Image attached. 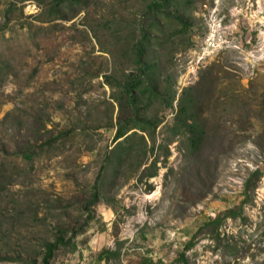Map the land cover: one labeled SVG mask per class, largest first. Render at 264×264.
<instances>
[{
  "label": "rangeland",
  "instance_id": "rangeland-1",
  "mask_svg": "<svg viewBox=\"0 0 264 264\" xmlns=\"http://www.w3.org/2000/svg\"><path fill=\"white\" fill-rule=\"evenodd\" d=\"M53 1L0 0V264H29L59 227L86 230L51 264H175L190 242L188 264H264V0H183L186 27H152L156 81L176 98L140 105L143 117L162 120L155 142L139 133L149 151L124 164L88 213L116 145L117 100L135 67L129 48L152 0H87L60 17ZM191 87L206 129L195 154L188 133H175ZM26 148L37 155L24 158ZM154 161L158 175L140 181ZM233 213L213 238L205 224ZM105 249L119 258L99 260Z\"/></svg>",
  "mask_w": 264,
  "mask_h": 264
},
{
  "label": "trees",
  "instance_id": "trees-1",
  "mask_svg": "<svg viewBox=\"0 0 264 264\" xmlns=\"http://www.w3.org/2000/svg\"><path fill=\"white\" fill-rule=\"evenodd\" d=\"M190 1L191 0H188V2ZM86 2L87 0H55L50 7L52 10L50 13L54 16L60 17L63 9L66 7ZM182 2L183 0H152L147 6L146 16L144 17V20H142L141 27L139 28L140 36L133 49H131V47L129 48V51L134 54V71L128 75L117 100L120 106L121 115L115 135L116 145L109 151L105 158L101 172L97 178L96 184L93 186L92 193L90 194V201L84 209V212L86 213L91 212V208L101 201V192L105 189L104 186L111 183L112 180L116 181L119 179L124 164L131 161L134 154L145 156L149 151L146 135H141L139 133L148 134L155 142V131L161 124L162 120L158 116L153 118L143 117L140 105L144 104V109H149L153 103L159 102L168 107L170 104L169 102L174 101L176 98V93L174 91L172 95H168L167 98H165L164 95H161L160 87L156 81L157 73L159 68H161V65L159 66L157 61L151 60L150 58V54H152V49L154 48V46L152 47L153 42L151 37L153 35L150 32L152 27H160L158 30L163 29L164 26L161 27V24L164 20L166 22H171V27L174 26V24H172L174 22H178V24L186 27L187 25L184 21V17L180 13L181 7L183 6ZM178 5L179 8L177 7ZM172 8H175V13H169V10ZM176 32L177 31L169 35L166 40L172 41L170 38L174 36ZM160 34H164V32L161 30ZM158 39L159 37L155 40L157 41ZM164 42L165 41H163V43ZM155 46L157 47L158 44ZM164 47L166 49L167 45L164 46L163 44V48ZM194 91V87L183 90L179 101V111L175 119V133L184 135L188 133L187 148L188 150H191V153L193 154L201 149L206 136V129L201 124L200 119L201 104L196 100ZM126 109L128 110V116L122 117V114ZM131 131L134 132L128 135ZM21 155L24 158L33 159L37 155V151L35 148H26ZM138 164L140 168L143 165V162ZM157 175L158 166L157 162L154 161L150 166L143 170L142 175L140 176V181H143L144 178H154ZM261 176L262 173L260 170L251 174L245 184L246 197L248 196V192L251 190L253 183L259 181ZM152 190L153 188L150 186L149 191ZM237 216V213H233L228 214L227 217H218L205 224V226L207 228L213 227L216 232V235H213V238L217 240L220 236V227L225 218H235ZM85 230L86 227L82 229L72 228L71 230L59 227L58 234L54 236V240L45 241L41 246L40 251L35 254L29 264H51L56 253L60 251H63L66 254L74 252L78 248L75 241L78 236L85 232ZM71 232L72 235L69 236ZM192 246V242L187 244L185 251ZM229 250L233 251L232 248ZM185 251L179 255L177 263L175 264H188ZM120 252V249L115 252L105 249L99 254V260L106 262L112 257L119 258ZM142 264L156 263L153 259L144 258Z\"/></svg>",
  "mask_w": 264,
  "mask_h": 264
},
{
  "label": "built area",
  "instance_id": "built-area-1",
  "mask_svg": "<svg viewBox=\"0 0 264 264\" xmlns=\"http://www.w3.org/2000/svg\"><path fill=\"white\" fill-rule=\"evenodd\" d=\"M213 38H214V35L212 34V35H211V38H209V39L206 40V43H207V44L205 43V52L208 51L209 47H213V48H215V43H214ZM207 53H208V52H207Z\"/></svg>",
  "mask_w": 264,
  "mask_h": 264
}]
</instances>
